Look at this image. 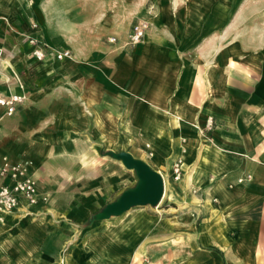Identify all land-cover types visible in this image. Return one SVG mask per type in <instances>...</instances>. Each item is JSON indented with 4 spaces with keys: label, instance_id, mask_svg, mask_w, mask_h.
I'll use <instances>...</instances> for the list:
<instances>
[{
    "label": "crops",
    "instance_id": "crops-1",
    "mask_svg": "<svg viewBox=\"0 0 264 264\" xmlns=\"http://www.w3.org/2000/svg\"><path fill=\"white\" fill-rule=\"evenodd\" d=\"M13 94L0 160L30 163L39 200L5 215L0 264H264V0H0ZM106 151L162 176L155 209L90 223L136 182Z\"/></svg>",
    "mask_w": 264,
    "mask_h": 264
},
{
    "label": "built area",
    "instance_id": "built-area-1",
    "mask_svg": "<svg viewBox=\"0 0 264 264\" xmlns=\"http://www.w3.org/2000/svg\"><path fill=\"white\" fill-rule=\"evenodd\" d=\"M148 29L146 22H139L131 26L126 44L134 46L138 44ZM28 41L32 46L31 54L39 61L44 59L45 45L38 39L29 37ZM109 44L116 43V37H108ZM57 60L70 58L69 51L55 52ZM20 95L0 97V108H3L5 116H11L15 112L17 104L23 101ZM210 124V123H209ZM182 161L178 159L172 166V174L175 180L181 177ZM45 200V197H42ZM39 200L36 182L30 172L29 162L11 161L7 157L0 160V226L4 224L5 215L19 208L22 202L28 205H35Z\"/></svg>",
    "mask_w": 264,
    "mask_h": 264
},
{
    "label": "water",
    "instance_id": "water-1",
    "mask_svg": "<svg viewBox=\"0 0 264 264\" xmlns=\"http://www.w3.org/2000/svg\"><path fill=\"white\" fill-rule=\"evenodd\" d=\"M103 155L120 161L125 169L132 170L136 176V182L94 213L90 218V223L119 217L135 207L155 208L158 206L164 193L163 178L158 172L151 169L144 161L134 158L125 151L117 153L106 151Z\"/></svg>",
    "mask_w": 264,
    "mask_h": 264
},
{
    "label": "rangeland",
    "instance_id": "rangeland-1",
    "mask_svg": "<svg viewBox=\"0 0 264 264\" xmlns=\"http://www.w3.org/2000/svg\"><path fill=\"white\" fill-rule=\"evenodd\" d=\"M163 195H164V193H163ZM164 197V196H163ZM163 197H162V199H163ZM150 209H155V208H151V207H149Z\"/></svg>",
    "mask_w": 264,
    "mask_h": 264
}]
</instances>
